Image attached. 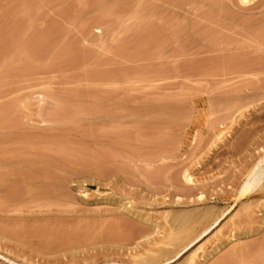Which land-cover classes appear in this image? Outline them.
I'll return each mask as SVG.
<instances>
[{
    "label": "rangeland",
    "instance_id": "rangeland-1",
    "mask_svg": "<svg viewBox=\"0 0 264 264\" xmlns=\"http://www.w3.org/2000/svg\"><path fill=\"white\" fill-rule=\"evenodd\" d=\"M42 14L0 3V264H264V0Z\"/></svg>",
    "mask_w": 264,
    "mask_h": 264
},
{
    "label": "crops",
    "instance_id": "crops-1",
    "mask_svg": "<svg viewBox=\"0 0 264 264\" xmlns=\"http://www.w3.org/2000/svg\"><path fill=\"white\" fill-rule=\"evenodd\" d=\"M90 0H82V2ZM0 3L21 6V10L25 12H40L41 20L47 13H52V17H57L59 12L68 10L75 6L76 0H0Z\"/></svg>",
    "mask_w": 264,
    "mask_h": 264
},
{
    "label": "bare ground",
    "instance_id": "bare-ground-1",
    "mask_svg": "<svg viewBox=\"0 0 264 264\" xmlns=\"http://www.w3.org/2000/svg\"><path fill=\"white\" fill-rule=\"evenodd\" d=\"M251 2V0H241V3L244 4V5H247ZM225 131L226 129L225 128H222L218 131V134H217V137L219 140H221L223 138V136L225 135ZM253 174V171H251L248 176L252 175ZM253 177V176H252ZM254 180L252 182H248L244 185L243 189H242V193L250 190L251 188L254 189L255 188V185L259 184L261 181H262V178H263V172L261 171V168H259L256 172V174L254 175ZM186 179L189 181V182H192L194 179H193V176L191 174H188ZM255 184V185H254ZM168 238L172 241V242H175V241H178L180 239V235H175L171 232H169L168 234ZM170 244H173V243H168V245ZM159 253L162 255V257H167L170 253L169 251H159ZM153 260H157V257H153ZM168 261V260H166Z\"/></svg>",
    "mask_w": 264,
    "mask_h": 264
}]
</instances>
